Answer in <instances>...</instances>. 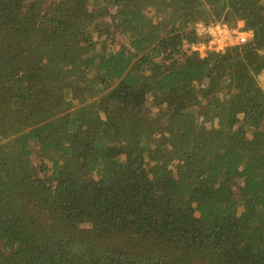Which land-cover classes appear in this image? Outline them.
I'll use <instances>...</instances> for the list:
<instances>
[{
  "label": "trees",
  "instance_id": "trees-1",
  "mask_svg": "<svg viewBox=\"0 0 264 264\" xmlns=\"http://www.w3.org/2000/svg\"><path fill=\"white\" fill-rule=\"evenodd\" d=\"M262 70L264 0H0V264H264Z\"/></svg>",
  "mask_w": 264,
  "mask_h": 264
},
{
  "label": "built area",
  "instance_id": "built-area-1",
  "mask_svg": "<svg viewBox=\"0 0 264 264\" xmlns=\"http://www.w3.org/2000/svg\"><path fill=\"white\" fill-rule=\"evenodd\" d=\"M242 27H230L224 22L198 21L195 23V31L202 40L192 44L191 48L201 56H206L209 51L220 52L245 43L253 36V31Z\"/></svg>",
  "mask_w": 264,
  "mask_h": 264
},
{
  "label": "rangeland",
  "instance_id": "rangeland-1",
  "mask_svg": "<svg viewBox=\"0 0 264 264\" xmlns=\"http://www.w3.org/2000/svg\"><path fill=\"white\" fill-rule=\"evenodd\" d=\"M199 21H206V22H212V21H207L206 19L205 20H199ZM215 22H222V21H215ZM224 23H226V24H228L227 22H224ZM229 25V24H228ZM240 25H243V22H240L239 23V26ZM231 27V26H230ZM120 39H121V37H119ZM115 46H117V43L115 44ZM258 82H259V84L264 88V70H262V72L258 75ZM33 157V156H32ZM33 162L35 163V164H37L38 162H39V159L37 158V157H33Z\"/></svg>",
  "mask_w": 264,
  "mask_h": 264
}]
</instances>
